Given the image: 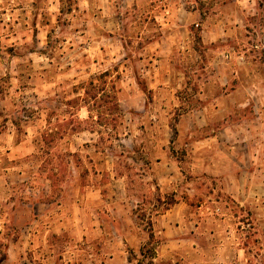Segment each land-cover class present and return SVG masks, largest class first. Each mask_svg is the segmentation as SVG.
<instances>
[{"label": "clouds", "instance_id": "9594fccd", "mask_svg": "<svg viewBox=\"0 0 264 264\" xmlns=\"http://www.w3.org/2000/svg\"><path fill=\"white\" fill-rule=\"evenodd\" d=\"M0 264H264V0H0Z\"/></svg>", "mask_w": 264, "mask_h": 264}, {"label": "rangeland", "instance_id": "374dc122", "mask_svg": "<svg viewBox=\"0 0 264 264\" xmlns=\"http://www.w3.org/2000/svg\"><path fill=\"white\" fill-rule=\"evenodd\" d=\"M0 91H3V88H2V86H0Z\"/></svg>", "mask_w": 264, "mask_h": 264}]
</instances>
